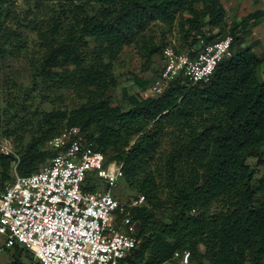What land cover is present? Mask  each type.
I'll return each instance as SVG.
<instances>
[{
    "label": "trees",
    "instance_id": "obj_1",
    "mask_svg": "<svg viewBox=\"0 0 264 264\" xmlns=\"http://www.w3.org/2000/svg\"><path fill=\"white\" fill-rule=\"evenodd\" d=\"M262 17L250 14L219 38L213 30L227 25L220 0H0V61L25 58L30 79L21 110L0 116V139L11 140L21 158L18 174L38 173L58 154L47 143L79 128L106 166L123 163L121 179L145 197L133 210L140 244L124 264H180L174 255L184 252L190 264H264V180L255 189L249 164L264 149V81L257 75L264 59L242 47L245 29ZM155 25L177 27L182 48H174L192 59L227 36L232 54L207 82L180 76L160 96L123 89L126 109L114 106L124 49L143 44L146 73L170 46L148 36ZM154 80L132 77L144 91ZM53 92L62 102L70 93L72 107L57 108ZM13 163L0 152V197L13 181ZM83 190L106 188L90 173ZM14 248L33 259L27 248Z\"/></svg>",
    "mask_w": 264,
    "mask_h": 264
},
{
    "label": "built area",
    "instance_id": "obj_2",
    "mask_svg": "<svg viewBox=\"0 0 264 264\" xmlns=\"http://www.w3.org/2000/svg\"><path fill=\"white\" fill-rule=\"evenodd\" d=\"M233 37L205 45L192 59L173 46L163 50V66L150 87L162 95L180 76L193 84L207 82L218 64L230 57ZM58 152L38 173L20 176V155L9 139H0V152L14 158L13 181L0 197V237L5 248L21 245L33 254L28 264H124L140 244L133 210L144 196L123 202L113 195L123 178V163L106 166L105 156L85 142L79 128H67L49 141ZM95 173L106 190H83ZM180 264H190V253H176Z\"/></svg>",
    "mask_w": 264,
    "mask_h": 264
},
{
    "label": "rangeland",
    "instance_id": "obj_3",
    "mask_svg": "<svg viewBox=\"0 0 264 264\" xmlns=\"http://www.w3.org/2000/svg\"><path fill=\"white\" fill-rule=\"evenodd\" d=\"M220 1L227 12V25L222 31L219 29L213 30V34L219 38L226 33L229 34L234 23L241 22L250 14L256 12H261L263 14V17L257 21V25H254L253 21H251L245 29V34L242 36L244 40L242 47L251 46L254 51L264 59V0ZM148 36L155 37L157 44L161 43L179 49L182 48V42L177 27L172 31H168L159 25H155ZM31 39H34V35H31ZM147 53H149V51L143 47L142 43L124 49L116 64V72L120 74V84L118 88L112 92V104L114 106L126 109V106L122 101L123 89L128 90V92L134 96L151 95L150 89L144 91V89L132 81L134 75L149 82L157 78L159 75L164 63L162 55L155 56L152 59L149 66L150 68L146 73L140 72V68L145 62ZM27 64L25 58L21 60L20 58H8L5 61H0V116L3 114L4 109H8L10 114H15L16 109L21 110V104L24 103V99L26 98L24 89L30 86L29 76L24 73L25 68H28ZM257 75L259 80L264 81V62L260 66ZM49 96L52 100L58 102L57 108L64 109L66 106L72 107L73 97L70 93H63V102L62 99H59V96H61L59 93L53 92ZM43 107L47 110L52 109V106L48 103ZM1 131L0 128V138H2ZM28 141L29 140L27 139V142ZM45 148H49L48 143ZM249 164L256 172L254 182L255 189L261 188L260 185L264 180V149L261 150L258 157L251 158ZM43 167L41 169H43ZM113 194L123 202L135 200L137 196L136 192L131 190L123 179L118 181V186L114 188ZM258 198L259 203L264 202V193L258 194ZM20 251L21 250H18L17 248H5L4 240L0 237V264H10L17 258H19L23 264H28L30 260L28 259V251L23 249L21 254Z\"/></svg>",
    "mask_w": 264,
    "mask_h": 264
}]
</instances>
